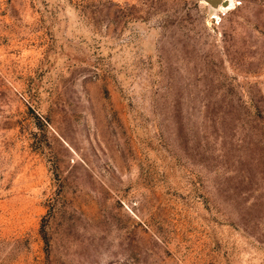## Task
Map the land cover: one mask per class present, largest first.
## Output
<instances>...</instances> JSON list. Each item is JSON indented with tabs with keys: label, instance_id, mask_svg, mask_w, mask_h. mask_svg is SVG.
I'll return each mask as SVG.
<instances>
[{
	"label": "rangeland",
	"instance_id": "374dc122",
	"mask_svg": "<svg viewBox=\"0 0 264 264\" xmlns=\"http://www.w3.org/2000/svg\"><path fill=\"white\" fill-rule=\"evenodd\" d=\"M0 264H264V0H0Z\"/></svg>",
	"mask_w": 264,
	"mask_h": 264
},
{
	"label": "water",
	"instance_id": "95a60500",
	"mask_svg": "<svg viewBox=\"0 0 264 264\" xmlns=\"http://www.w3.org/2000/svg\"><path fill=\"white\" fill-rule=\"evenodd\" d=\"M205 2H207L210 6L211 12L212 13H218L219 11H221L220 6H228L229 5V1L228 0H204Z\"/></svg>",
	"mask_w": 264,
	"mask_h": 264
},
{
	"label": "bare ground",
	"instance_id": "6f19581e",
	"mask_svg": "<svg viewBox=\"0 0 264 264\" xmlns=\"http://www.w3.org/2000/svg\"><path fill=\"white\" fill-rule=\"evenodd\" d=\"M228 1L230 2L228 6H225V7L222 6V5L220 6V8H221L222 10H225V11H226L227 9L233 7L234 0H228ZM222 10H221V11H222Z\"/></svg>",
	"mask_w": 264,
	"mask_h": 264
}]
</instances>
